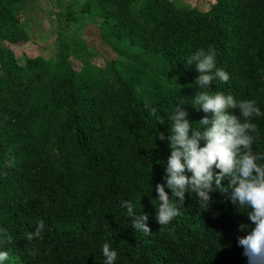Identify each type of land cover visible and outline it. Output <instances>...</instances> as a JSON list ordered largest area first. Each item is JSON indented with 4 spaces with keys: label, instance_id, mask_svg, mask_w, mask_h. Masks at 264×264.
<instances>
[{
    "label": "trees",
    "instance_id": "16d2710c",
    "mask_svg": "<svg viewBox=\"0 0 264 264\" xmlns=\"http://www.w3.org/2000/svg\"><path fill=\"white\" fill-rule=\"evenodd\" d=\"M27 1L0 0V43L26 39L14 6ZM135 1L85 0L78 14L68 6L63 17L97 15L103 41L120 55L137 51L132 56L146 58L148 69L76 68L71 49L79 46L60 31L51 72L40 71L36 59L22 64L11 51L0 55V229L12 236L11 243L0 236V251H9L3 264H105V242L118 253L114 264H249L238 245L254 227L249 209L215 184L207 206L186 192L180 215L157 223L155 186L166 183L171 155L158 132L168 134L182 100L193 129L212 118L192 105L199 73L186 66L209 46L230 75L209 90L256 100L264 113V0H212L203 11L171 0H144L135 10ZM252 123L253 151L264 153V115ZM121 201L149 215L151 234L134 230ZM41 220L40 237L27 240ZM241 224L249 227L242 232Z\"/></svg>",
    "mask_w": 264,
    "mask_h": 264
},
{
    "label": "clouds",
    "instance_id": "9594fccd",
    "mask_svg": "<svg viewBox=\"0 0 264 264\" xmlns=\"http://www.w3.org/2000/svg\"><path fill=\"white\" fill-rule=\"evenodd\" d=\"M193 64L199 73L195 84L200 90L191 100L197 110L212 113L209 119L203 117L197 124L198 129L192 128L185 111L186 100H182L169 117L172 121L168 134L158 132V139L167 140L171 155L167 161L165 175L166 183L155 186L158 194L159 207L156 208V221L159 225H168L180 215L185 193L197 195L200 203L208 205L213 184L221 192H230L231 201L240 208H248V219L254 227L248 234L238 237V245L244 249L243 255L249 264H264V153L254 152L252 145L256 137L253 117L264 115L256 100H240L217 90H209L214 80L227 83L230 75L216 64V51L213 46L207 50H196L187 60V67ZM145 109L151 116H156V108L147 103ZM239 109V115L230 110ZM159 120V117H157ZM160 124H164L159 120ZM203 142V146H202ZM218 170V171H216ZM192 173L191 177L185 173ZM229 181L225 188L223 182ZM166 189L171 190V196ZM178 198V199H177ZM121 206L127 209L131 224L135 231L148 235L152 233L149 227V215L134 211L131 201H121ZM249 226L241 224L240 231ZM45 228L41 220L35 231L26 233L27 240L39 238ZM0 236L8 243L12 236L6 229H0ZM105 264H114L117 251L108 242L102 245ZM9 259V251H0V264Z\"/></svg>",
    "mask_w": 264,
    "mask_h": 264
},
{
    "label": "rangeland",
    "instance_id": "374dc122",
    "mask_svg": "<svg viewBox=\"0 0 264 264\" xmlns=\"http://www.w3.org/2000/svg\"><path fill=\"white\" fill-rule=\"evenodd\" d=\"M144 0H136L132 6L138 10ZM212 0H171L177 8H197L201 11L208 7ZM85 4V0H33L14 6L20 24L26 32V39L20 43L9 45L0 43V55L4 57L8 51L20 63L25 59H36L40 71H53L57 53L58 31L65 39L77 43L80 50L71 49L74 67L88 63L93 70L101 69L106 64H114L121 70L148 69L146 58L137 59V51L128 50V55H120L100 36V18L90 11H84L75 20L66 21L63 15L70 10L77 12ZM90 12V13H89ZM78 14V12H77ZM123 49V47H122ZM109 66V65H108Z\"/></svg>",
    "mask_w": 264,
    "mask_h": 264
}]
</instances>
